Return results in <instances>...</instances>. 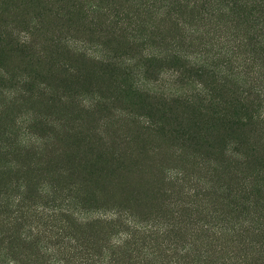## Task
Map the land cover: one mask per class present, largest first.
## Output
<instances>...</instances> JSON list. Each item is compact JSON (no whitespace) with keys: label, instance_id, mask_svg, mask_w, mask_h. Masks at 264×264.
<instances>
[{"label":"rangeland","instance_id":"374dc122","mask_svg":"<svg viewBox=\"0 0 264 264\" xmlns=\"http://www.w3.org/2000/svg\"><path fill=\"white\" fill-rule=\"evenodd\" d=\"M58 1L0 0V264H141L144 250L169 252L183 238L141 234L131 221L181 223L212 209L216 192L205 187H218L220 173L197 156L200 145L147 130L142 93L91 53L106 35L117 63L190 43L172 17L154 24V46H137L107 22L65 16ZM161 64L138 68L137 80L183 90L170 62ZM174 117L162 120L168 129Z\"/></svg>","mask_w":264,"mask_h":264},{"label":"trees","instance_id":"16d2710c","mask_svg":"<svg viewBox=\"0 0 264 264\" xmlns=\"http://www.w3.org/2000/svg\"><path fill=\"white\" fill-rule=\"evenodd\" d=\"M58 2L62 7L57 10L65 16L76 12L94 24L101 20L100 26L109 24L126 33L137 46L155 45L153 26L159 18L172 17L184 24L182 40H189L187 50L174 39L164 51L117 63V48L106 35L104 42L96 44L103 46L101 53L95 49L91 53L113 68H108L111 77L123 70L130 92L142 93L147 130L180 134L190 144L200 145L197 156L213 159L214 170L220 173L218 187H205L216 192L215 198L206 200L212 209L193 212L181 222L187 226L175 221L167 225L131 221L141 234L174 231L183 238L169 252L144 250L141 264H264V0ZM162 61L174 67L176 83L186 85L183 90L160 93L145 85L146 79L137 80L144 73L138 68L156 69ZM3 68L0 64V78L6 79ZM170 115L177 123L172 129L162 121ZM112 215L119 219L124 214L114 210Z\"/></svg>","mask_w":264,"mask_h":264}]
</instances>
